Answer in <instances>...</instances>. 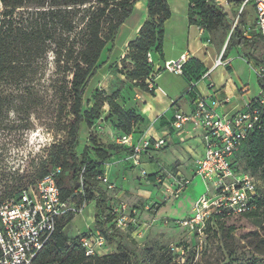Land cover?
Segmentation results:
<instances>
[{
	"label": "trees",
	"instance_id": "16d2710c",
	"mask_svg": "<svg viewBox=\"0 0 264 264\" xmlns=\"http://www.w3.org/2000/svg\"><path fill=\"white\" fill-rule=\"evenodd\" d=\"M137 1L0 0V85L4 82L13 83L18 75L23 74L24 65L36 62L40 65L48 53L54 55L59 70L64 68V72L70 74L67 100L70 102L72 120L68 126L66 142L52 148L50 166L62 169V175L58 178L62 199L80 198V203L85 201L88 206L94 204L95 229L92 231H99L107 245L114 242L119 244L120 254L87 258L80 243L82 238L70 239L61 225L33 264H138V258L123 245L118 234L121 230L113 219L112 212L119 201L112 202L108 196L109 189L103 186L106 161L109 158L112 161L117 153L96 148L97 159L78 154L83 127L92 126L98 121L106 105L117 117L118 130L123 134L121 139L144 133L140 130L143 118L134 109L128 108L126 103H119L118 92L110 96L97 92L91 108L85 109V92L89 81L102 66L99 64L101 56L108 44L114 45L120 28L133 13ZM237 1L242 4L244 0ZM188 3L189 23L207 33L211 44L223 51L230 37L222 59H227L229 51L234 47L245 48L249 45L251 38L244 35L242 23L237 22L235 25L217 0H188ZM147 14V20L138 36L128 44L127 56L134 64L129 79L144 92L154 94V90L148 89L146 80L160 72L163 65L156 69L154 62H148V54L158 55L162 59L164 25L171 18V9L167 0H147ZM250 33L253 35L255 32ZM61 63L63 67H60ZM207 72L204 64L195 58H189L183 65L182 76L189 83L190 92L186 96L190 102L199 92L194 85L201 82ZM258 83L263 89L262 82L258 80ZM258 101L259 98H255L250 107H259L260 122L237 153L234 164L238 170L237 158L244 153L246 173L251 177L259 174L261 180H264V104L259 105ZM121 148L122 152L132 153L126 146L121 145ZM68 170L71 172L72 186H66L64 181V172ZM49 172L41 170L38 181ZM156 178L157 174L151 175L147 181L154 183ZM256 189L257 195L253 201L255 208L238 218H245L255 228L242 234V241L255 255L264 257V198ZM238 218L213 216L206 224L207 235L214 234L225 239L230 237L235 228L228 223ZM161 262L172 264L171 260L166 261L162 257L154 264ZM150 264L153 263L150 261Z\"/></svg>",
	"mask_w": 264,
	"mask_h": 264
},
{
	"label": "rangeland",
	"instance_id": "374dc122",
	"mask_svg": "<svg viewBox=\"0 0 264 264\" xmlns=\"http://www.w3.org/2000/svg\"><path fill=\"white\" fill-rule=\"evenodd\" d=\"M186 1L188 0H182L183 3ZM225 2L234 3L236 11H233L232 7L231 10H226L232 12V20L235 24L241 2L237 0ZM255 18L253 8L247 6L239 16L238 22L248 30L254 27ZM249 36L251 39L249 38L248 46L234 47L229 51L228 58L222 60L227 63L232 59L235 60L233 78L237 86L240 89L246 88L249 90V95L254 97L261 93L255 67L264 63V40L255 33ZM111 48L112 44H108L104 52ZM127 49L128 45L120 44L114 54V50L112 51L110 59L106 62L107 55H103L99 62L102 66L89 81L85 92V109L91 108L97 92H104L107 96L118 92L119 103L123 104L122 102L135 100L136 92L143 91L129 79L134 64L127 56ZM217 50L222 56V51L219 48ZM60 67H63V63ZM23 68L25 69L23 74L18 75L16 81L4 82L0 85V204L14 198L21 190L34 186L39 180L41 170L54 169L50 166V153L54 146L66 142L68 126L72 120L70 102L67 100L71 76L64 72V68L59 70L54 55L48 53L40 65L38 62L29 63ZM225 71H227L226 67L211 71L210 78L206 80L207 82H201L200 86L204 88L205 84H210L209 82L217 84L221 79V73ZM161 74H163L162 81L179 83L183 95L189 90L184 76L169 72ZM222 107L224 106L221 105ZM122 135L118 130L117 117L106 105L98 121L92 126L83 127L78 154L80 156L86 154L90 159H97L96 148L111 153H123L119 143ZM154 156L153 163H149L146 159L145 163L142 162L141 167L137 168H130V162L124 160L127 164L124 163L123 169L118 168V164L111 165L109 158L104 170L105 173L110 172L107 177L115 186L113 190H109L108 196L111 201L124 202L130 212L134 209L139 212L136 228L134 226L122 228L118 233L123 245L138 258V264H150V261L154 264L161 257L166 261L171 260L172 264H264V257L255 255L241 239L242 234L255 230L245 218L234 219L228 223L235 230L226 239L214 234L207 235L206 232L204 236L198 237L179 225V222L189 220L196 215L195 205L208 194V185L200 176L192 178L193 174L189 173L187 178L189 183L182 195L176 200L164 202L166 195L161 185L157 181L148 182L143 177L142 170L147 174L154 170L159 171L163 169L159 167L161 163L164 165V170L159 174L168 181L170 176L174 177L179 166L176 163L171 165V160L165 153H156ZM239 156L238 172L248 174L244 153ZM63 177L66 186H72L69 170L64 172ZM252 178L260 196L264 198V180H261L259 174L253 175ZM103 186L108 187L105 180ZM120 193L123 194L119 196ZM74 204H81L80 198H76ZM95 215V205L91 204L82 215L63 219L60 226H63L62 230H66L70 239L84 238L86 233L95 229ZM166 221L168 224L165 223ZM140 228L144 230L140 231ZM118 245V242L107 245L105 250L100 252L99 257L120 254ZM177 246L182 247L177 248Z\"/></svg>",
	"mask_w": 264,
	"mask_h": 264
},
{
	"label": "built area",
	"instance_id": "2783aa9c",
	"mask_svg": "<svg viewBox=\"0 0 264 264\" xmlns=\"http://www.w3.org/2000/svg\"><path fill=\"white\" fill-rule=\"evenodd\" d=\"M247 6H251L255 12L254 32L264 38V0H244L235 25ZM187 60L186 56H182L178 61L164 63L160 72L146 80L148 89L155 92V81L162 72L182 75L183 65ZM148 62L153 64L152 54H148ZM228 64L220 56L214 69L227 68ZM255 70L258 80L264 85V63ZM210 72L208 70L201 81L209 79ZM208 89L212 90L214 86L209 84ZM256 98H259V105L264 104V88ZM191 104L192 112L189 114L176 112L171 129L181 132L185 126L191 125L193 130L202 132L204 156L197 161L194 176H200L208 185V194L197 201L196 215L193 218L179 222V225L187 228L193 235L202 237L206 232L207 221L213 216L238 218L255 208V181L250 175L238 172L234 159L260 122V109H252L248 104L244 111L225 115L221 112V101L199 92H196ZM119 143L132 150L126 160L133 168L141 167L144 156L167 147L166 140L153 139L146 132L137 139L132 135L123 137ZM61 175L62 169L55 168L34 186L21 190L16 197L0 204V264H33L44 247L53 240L60 222L70 216L82 215L89 207L85 201L75 205L73 198L62 199L58 186ZM142 175L147 180L145 170H142ZM156 181L166 195L164 202L178 199L189 183L181 175L172 177V183L167 182L162 175L157 176ZM107 188L113 190L114 186L108 185ZM137 213L135 209L130 212L126 203L119 202L112 215L118 228H128L131 225L136 228ZM165 223L168 224V221ZM143 230L144 228H140V231ZM80 243L87 258L99 256L107 246L99 231L88 232Z\"/></svg>",
	"mask_w": 264,
	"mask_h": 264
},
{
	"label": "crops",
	"instance_id": "0c3cea01",
	"mask_svg": "<svg viewBox=\"0 0 264 264\" xmlns=\"http://www.w3.org/2000/svg\"><path fill=\"white\" fill-rule=\"evenodd\" d=\"M225 1L227 0H217V3L224 8L232 20V12L230 13L226 9L231 10L232 7L234 9L233 11H236V8H234V3ZM167 2L171 9V18L164 25L165 36L162 59H160L158 55H152L156 69L160 68L166 62L178 61L182 56H186L187 59L195 58L199 60L204 64L207 70L216 71L218 68L214 69V65L220 57L219 51L211 44L207 33L199 27L189 23L188 1L183 3L182 0H167ZM147 17V0H138L134 6L133 13L122 25L116 36L115 50L113 45L110 50L103 52L101 59L103 55H107L105 62L108 61L112 55V51L114 50V54L120 44L123 43V45H128L133 41L138 36ZM254 29L255 22L252 29L246 30L243 25L244 35L247 34L245 35L247 38H250V32H253ZM120 40L121 43H119ZM109 52L110 55H108ZM246 61L249 63L248 60ZM234 63L235 60L233 59L229 61L228 68H226L227 71L221 73V79L218 80L217 84L209 82L214 86V89L209 90L208 83L202 88L200 83L203 81L197 86L200 94L217 97L219 101L223 103L224 107L221 108V112L225 115H233L244 111L247 105L258 96L255 95L251 97L249 95V90L246 88L240 89L237 86L233 78L235 72ZM162 75L163 74H160L155 81L156 90L154 94L143 91L139 93L136 92V99L126 103L128 108L134 109L136 113L143 118L144 123L140 125V129H142L144 133L146 132L148 137L167 141V147L165 149L144 156L142 162L145 163V160L148 159L149 163H153L155 161L154 154L165 153V155H168L167 157L170 158L171 165L176 163V165L179 166L174 177L181 175L187 179L189 177L188 175H190L189 173H192L193 178L195 175L196 163L204 156V146L201 138L202 132L193 130L191 125L185 126L184 130L181 132H175L171 129V123L174 120L176 112L183 111L189 114L192 112V104L186 94H182L183 89L179 87V83L166 80L164 82L162 81ZM206 80H204V82H207ZM187 84L189 85L188 81ZM246 93L248 95H245ZM226 100H229V102ZM139 137V135H134L135 139ZM128 156L129 154L125 152L116 154L112 157L113 162L111 161V165L118 164V168L123 169V166L127 164L124 160H126ZM129 167L132 168L131 165ZM159 167H163V169L152 171V173L148 174V178L155 174L160 176L158 173L164 170V165L160 163ZM111 169L112 167L110 171ZM109 173V171L105 173L103 180H105L108 185H112V182H110L107 177ZM125 181H127V179H125ZM167 182L172 183L171 176ZM122 194L120 193L119 196ZM137 217H139V214Z\"/></svg>",
	"mask_w": 264,
	"mask_h": 264
},
{
	"label": "water",
	"instance_id": "95a60500",
	"mask_svg": "<svg viewBox=\"0 0 264 264\" xmlns=\"http://www.w3.org/2000/svg\"><path fill=\"white\" fill-rule=\"evenodd\" d=\"M229 39H230V37L228 38V40H227V42H226V44H225V46H224V48H223L222 54L224 53V51H225V49H226V47H227V45H228Z\"/></svg>",
	"mask_w": 264,
	"mask_h": 264
}]
</instances>
